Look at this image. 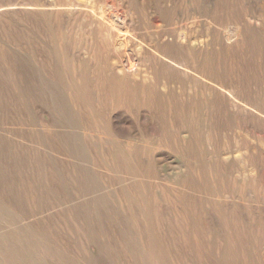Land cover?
Here are the masks:
<instances>
[{"label":"rangeland","instance_id":"rangeland-1","mask_svg":"<svg viewBox=\"0 0 264 264\" xmlns=\"http://www.w3.org/2000/svg\"><path fill=\"white\" fill-rule=\"evenodd\" d=\"M103 8L129 18L112 37L128 50L96 28ZM0 90V189L17 204L0 264H264V0H0ZM85 207L102 253L76 252ZM138 240L156 257L130 253Z\"/></svg>","mask_w":264,"mask_h":264},{"label":"bare ground","instance_id":"bare-ground-1","mask_svg":"<svg viewBox=\"0 0 264 264\" xmlns=\"http://www.w3.org/2000/svg\"><path fill=\"white\" fill-rule=\"evenodd\" d=\"M174 1V0H173ZM181 1V0H180ZM186 1H189L190 2V0H186ZM111 2V1H110ZM87 3V2H86ZM179 3V2H178ZM89 4V3H88ZM184 5V4H183ZM87 6V5H86ZM94 8H93V6H92V10H93ZM95 10V9H94ZM103 11H102V13L99 15V16H97L96 17V21H95V25H96V28H98L99 30H100V32H101V34L103 33V32H105L106 34H107V36L109 37V38H111V47H113L114 49H119V48H122V49H129L130 48V43H129V40H128V38L126 37L125 39H121V40H119V39H116V40H112V37H113V35H117V34H119V32L118 31H120L121 30V28H124V29H126L127 30V27H128V20H129V18L127 17V16H124L123 15V17L121 16V11L119 10V9H114V12L113 13H108V12H106L105 11V9L103 8L102 9ZM96 14V13H95ZM115 15V16H117V17H119V18H121V22H122V25H120V26H122V27H120V26H118L117 25V23L114 21V18H113V15ZM116 18V17H115ZM131 20V19H130ZM121 24V23H120ZM235 28H237V31L235 32V34L236 35H234V36H236L237 38L238 37H241V38H243V35L244 36H247V35H249V32H250V29L251 28H247L245 31H243L242 29H241V26L239 25V23L237 22V26L235 27ZM236 30V29H235ZM28 31V30H27ZM230 31V30H229ZM185 32V31H184ZM232 32V31H231ZM183 33V32H182ZM226 35H227V33H226ZM229 37V36H228ZM116 37H114V39H115ZM182 38L183 39H185L186 40V36H185V33H183L182 34ZM227 38V37H226ZM232 38H233V36H232ZM236 39V38H235ZM229 40V39H228ZM231 40V39H230ZM187 41V40H186ZM248 41V43H243L242 44V46H255V44L252 42V40H250V39H248L247 40ZM171 43H173V41H169V43H168V45L169 46H173V44H171ZM187 43V42H186ZM141 46H143V45H141ZM17 50V49H16ZM8 76L11 78V81L13 80V90H11V93H12V95H15V96H17V95H20L21 94V96H20V99L19 100H21V102H23L25 105H26V103H25V101L27 100V98H26V96L25 95H22V91L24 90V86H23V82H22V80L20 79V81L19 82H17V80H16V78H17V75H16V70H14L13 68H11V70H10V72L8 73ZM49 90L52 92L53 91V89L49 86ZM54 93V91L52 92V94ZM72 93L73 92H71V95H72ZM246 93V92H245ZM247 94V93H246ZM70 95V97H69V101L70 102H72V101H74V98L72 97ZM2 96V92H1V90H0V97ZM13 99V98H12ZM6 102L7 101H1L0 100V116L1 117H3L4 116V114L7 112V108L4 106L5 104H6ZM144 103V102H143ZM54 106H55V109H56V111H60V108L59 107H57V103L56 102H54L53 104H52V108H54ZM24 111H27V107H21ZM71 160H72V158H71ZM74 160V159H73ZM76 192V191H75ZM78 193V192H77ZM84 193V192H83ZM129 202V201H128ZM131 203V202H130ZM93 207L92 208H97V206L95 205V204H93L92 205ZM123 207V211L126 213V215H128V216H126V220H125V223H128V226L129 225H132L133 226V228L135 229V234L136 235H138V236H140L141 237V234H140V232H139V230H138V228L136 227V225L134 224V222H132V220H131V218H133V220L134 221H136L137 223H138V221L137 220H135V216H134V213H131V214H129L128 212H127V210L129 211V212H132V210L130 209V207L129 206H122ZM2 208H6L7 210V212H10L11 213V217L13 218V212L12 211H14V210H16V208H17V204L15 203V204H13L9 199H7V197H6V192L4 191V189H0V213H2ZM20 214V213H19ZM147 213L146 212H144V209L142 210V211H139L138 212V215L140 216V218L141 219H143L145 222H147V219H146V215ZM93 215V214H92ZM91 214H90V211H89V209L87 208V207H85V208H81V211H80V213H79V211H73V213H72V216H73V218H71V220H73V225L77 228V229H81L84 233H83V235H84V239H83V241H82V243H81V246H79L78 244V246H79V249L76 251V249H74V244H73V242L71 243V241H70V244H72L71 245V247H72V250H71V253L73 254V256H75V251L76 252H79L80 251V248H82L83 250H85V252H92V248H96L98 251H102V249L106 246V242L104 241V233H103V228H101V229H99V228H97V227H94V220H93V217H91L92 216ZM117 217H118V214L116 213V219H117ZM115 219V220H116ZM136 219H138V217H136ZM74 221H77V222H74ZM59 223V222H58ZM120 224V222L118 221L116 224H115V226L117 227L118 225ZM166 224V227H164L163 225H161V227H160V225H159V228H160V230L161 231H163L164 233H165V235H166V232L168 231V230H170L171 231V235L174 233V231H173V228H172V223L169 221V220H167L166 222H164V225ZM219 226V229L223 232V233H228V227H227V225L226 224H221V225H218ZM175 230V229H174ZM127 231V230H126ZM176 231V230H175ZM116 232V231H115ZM119 232V231H118ZM117 232V234H118V236L119 237H111V239L108 241V246L111 248V251L113 252V254H115V255H117L118 254V251L115 249V245L114 244H111V242H113V243H115V244H118V242L120 241V239H121V237H120V232L118 233ZM178 233V232H177ZM126 234H127V237H125L126 238V241H123L122 242V248H123V250H124V252L127 254V252H129L130 251V238H134V236L132 235V234H129V232H126ZM27 237H28V233L27 234H25ZM32 235H37V234H35L34 232H31V236ZM101 237H100V236ZM49 238H50V236L49 235H47ZM195 237V236H194ZM244 238H245V240L246 239H248V237H247V235H245L244 234ZM187 239H189V238H187ZM128 240V241H127ZM186 240V239H185ZM190 240V239H189ZM193 240V239H192ZM197 240V239H196ZM195 240V241H196ZM228 240V236H226L224 239H218L217 241H215L214 243H213V245H217V246H219V249L225 244V242ZM198 242H199V240H198ZM75 243V242H74ZM138 243H139V245H133L132 246V252H130V253H132V254H134V255H137V257L140 255L141 257H144L145 255H148V257L150 256V255H153V256H155L156 257V253H155V249L152 247V246H149L148 248H146V246L145 247H143V244H142V241L141 240H138ZM189 243V242H188ZM196 243V242H195ZM49 244V243H48ZM177 244V243H176ZM192 244V243H191ZM197 245H198V243H197ZM200 245V244H199ZM198 245V246H199ZM201 246V245H200ZM46 247V246H45ZM63 246L61 245V249H63L62 248ZM193 247V246H192ZM197 247V246H196ZM39 248H41V247H39ZM76 248V247H75ZM146 248V249H145ZM45 249V248H44ZM43 249V250H44ZM188 249V248H187ZM201 249V248H200ZM49 250V249H48ZM45 252H46V250H44ZM55 252V251H54ZM61 253H62V250H61ZM102 253V252H101ZM199 253H200V250H199ZM60 254V253H59ZM79 253H77L76 254V256L78 255ZM201 254V253H200ZM84 255V254H83ZM57 256V255H56ZM62 256L63 257H61L62 258V260H65V256H64V254L62 253ZM75 256V257H76ZM196 257L198 256V254L197 255H195ZM200 256V255H199ZM139 259V258H138ZM198 259H200L199 257H198ZM82 260V261H81ZM132 260V259H131ZM60 261V260H59ZM133 261V260H132ZM200 262V261H199ZM185 263V262H184ZM70 264H89L86 260H84L83 258H82V256H80L76 261H73L72 263H70ZM124 264V263H123ZM204 264V263H203Z\"/></svg>","mask_w":264,"mask_h":264}]
</instances>
